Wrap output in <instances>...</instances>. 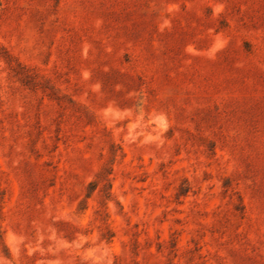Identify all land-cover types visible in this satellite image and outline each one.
Listing matches in <instances>:
<instances>
[{
	"label": "rangeland",
	"instance_id": "obj_1",
	"mask_svg": "<svg viewBox=\"0 0 264 264\" xmlns=\"http://www.w3.org/2000/svg\"><path fill=\"white\" fill-rule=\"evenodd\" d=\"M0 264H264V0H0Z\"/></svg>",
	"mask_w": 264,
	"mask_h": 264
}]
</instances>
